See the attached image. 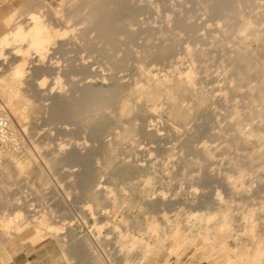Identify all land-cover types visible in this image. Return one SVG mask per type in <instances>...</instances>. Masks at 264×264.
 <instances>
[{"label": "bare ground", "instance_id": "6f19581e", "mask_svg": "<svg viewBox=\"0 0 264 264\" xmlns=\"http://www.w3.org/2000/svg\"><path fill=\"white\" fill-rule=\"evenodd\" d=\"M195 1L198 9L197 5L192 10L180 5L172 10L174 17L170 13L161 15L159 27L146 18L161 13L158 3L151 0H61L56 6L48 0H30L22 9L27 15L24 19L17 15L23 14L20 10L9 16L8 29L0 36V100L10 109L14 123L22 124L35 115V121L42 125L34 127L33 136L30 127L20 126L30 147L0 150V230L8 237L26 232L32 244L55 240L69 264H169L171 256L180 258L189 249L212 264H264V203L255 202L257 195L264 193V181L255 187L245 182L258 170L264 172V81H251L255 75L257 80L264 77V0ZM247 8H251L250 14L245 13ZM205 11L208 14L204 15L212 19L210 27L214 26L209 30L226 37L236 34L231 43L238 49L234 55L233 51L232 56L226 55L225 83L216 89L219 94L215 96L214 89L206 92L194 88L195 70L201 65L199 73L204 74L210 68L206 58L211 51L199 46L206 34H199L195 20ZM214 35L208 38L212 44L218 41ZM245 36L249 45L242 43L247 44ZM256 41L262 43L257 46L259 51L252 45ZM259 54L263 56L260 59ZM169 63L172 72L159 76L165 72L158 75V67ZM183 63L188 67L176 73V66ZM196 63L200 65L196 67ZM131 69L138 72L134 79L130 75L132 81H124L127 74L118 76ZM63 78L68 87L62 83ZM185 92L194 97L193 106L180 104ZM229 96L231 111L224 116L230 119L219 130L226 145L204 142L190 151L187 146L192 140H183L188 141L184 144L188 152L184 146L180 148L185 150L182 156L201 155L209 162L223 154L237 155L233 157L240 160H230L231 165L226 166L231 171L225 167L220 173L230 194L240 200H212L194 189L188 195L152 193L157 166L151 165L152 161L151 166L135 165L126 158L121 161L120 151L129 145L139 146V137L144 143L148 141L144 148L141 146L142 153L155 156L164 138L160 121L155 123L159 113L169 118L185 114V119L193 116L190 111L201 112L194 106L212 98L217 99L215 103L225 100L229 105ZM245 96L247 112L242 113L238 106ZM53 117L60 126L44 128ZM247 124L252 128L245 129ZM177 130L174 128V132ZM216 135L211 136L214 139ZM177 147H167L166 151ZM137 151L135 154L141 150ZM187 157L186 162L192 160L187 161ZM32 160L38 165L36 177L45 187L35 197L17 182ZM183 170H179L181 177H194L193 183L207 178V173L193 176ZM51 178L62 191V200H55L53 207L43 193L51 190ZM202 183L199 185L206 184ZM90 219L94 226L87 230L89 235H79L76 223L88 226ZM116 220L119 223L102 236L101 229ZM163 252L168 257L159 263L156 258Z\"/></svg>", "mask_w": 264, "mask_h": 264}, {"label": "rangeland", "instance_id": "374dc122", "mask_svg": "<svg viewBox=\"0 0 264 264\" xmlns=\"http://www.w3.org/2000/svg\"><path fill=\"white\" fill-rule=\"evenodd\" d=\"M49 2H50V4H52V5H54V6H56L61 0H48ZM151 1H154V2H156V3H158V6H160L162 9H160V7H159V11H161V13H160V15H156V14H150V15H146V18L148 17V20H149V23H152L153 24V22H154V24H153V26L154 27H159V26H161V21H162V19L160 18V17H162L164 14H168V13H170V14H172V17H174L173 16V11H175V10H177V9H179V8H181V7H183V5H185L184 6V8L185 9H188V10H192V7L194 6V9H195V5H197L196 3H197V1H195V0H192V2H191V0H186V1H184L183 3H181L179 0H173V2H172V0H163V1H160V0H158V1H155V0H151ZM175 1H178V2H180L179 4H178V2H175ZM163 2V3H162ZM168 2H170V3H168ZM188 2V3H187ZM195 2V3H194ZM160 3L162 4V6L160 5ZM175 3V4H174ZM176 3H177V5H176ZM191 3H193L192 5H191ZM170 5V6H169ZM180 5H181V7H180ZM24 6H25V4L21 7V8H19L18 10H20V11H22L23 12V14L22 15H19V14H17L18 16H22L21 18L22 19H24L27 15L25 14L26 12L24 11V10H22L23 8H24ZM172 6V7H171ZM177 7V8H176ZM179 7V8H178ZM189 7V8H188ZM191 7V8H190ZM196 8L198 9V5L196 6ZM193 9V11H196V10H194ZM173 10V11H172ZM17 10H14L13 12H16ZM251 8H247L246 10H245V13L246 14H250L251 13ZM257 11V10H256ZM248 12V13H247ZM199 14H201L200 16L198 15V18L196 17V22H197V24H199V29H200V33L199 34H202V35H205L204 36V40H202L201 42H202V44H201V42H200V44H199V46L200 47H202V48H204V49H210V51L211 52H209L210 53V55H209V57H207L206 58V62H207V65H209V71L208 72H206V73H199V69H200V67H201V65L199 64V63H196V67H198V65H200V67H198L196 70H197V72H196V70H195V73L196 74H194L195 75V77H196V84H195V86H194V88L196 89V90H200V89H205V91L206 92H212L213 91V89H214V91L212 92V96L215 94V95H217V94H219V92L216 90V89H219L220 88V86L222 87V86H224V76L226 75V73H227V66H226V62H224L228 57L227 56H232V51H233V55H234V53H236V51H238V49L236 50V46H234L233 45V43H231L232 41H234L235 40V36H236V34H233V35H229V36H222V34H220L219 35V33H217V34H215V33H212V31H213V28H214V26H213V24H212V26H213V28L212 27H210L211 26V24L210 23H212V21L209 23V21L210 20H212L210 17H209V15H208V18H207V15H204V14H208V12H206L205 11V13H203V12H200ZM203 14V15H202ZM23 15H25V16H23ZM162 15V16H161ZM158 16V17H157ZM203 16H205V17H203ZM200 17V18H199ZM20 18V19H21ZM142 18H144L143 19V21H145L146 19H145V17H141V20H142ZM159 20H158V19ZM202 18V19H201ZM209 18H210V20H209ZM199 19V20H198ZM140 20V21H141ZM158 20V21H157ZM200 22V23H198V21ZM201 20H203V21H201ZM208 20V21H207ZM152 21V22H151ZM208 23H207V22ZM10 23V19H9V17H7L3 22H1L0 23V36L1 35H3L6 31H7V29H8V27L6 26L7 24H9ZM158 25H157V24ZM159 23H161V24H159ZM205 24V25H204ZM212 28V31H210L209 29H211ZM201 31H202V33H201ZM204 31V32H203ZM206 32V33H205ZM211 32V33H210ZM204 33V34H203ZM207 33H209L210 34V36H212V35H214V36H216L218 39V41L217 42H214L213 44L211 43L212 41H211V39H208V38H210V36H209V34H207ZM212 34V35H211ZM232 34V33H231ZM207 36V37H206ZM209 36V37H208ZM222 36V37H221ZM232 36V37H231ZM233 37H234V39H233ZM246 37V38H245ZM244 37V41H246L247 42V44L245 43V42H243L242 41V43H244L245 45H249V42H248V40H249V37L248 36H245ZM247 37H248V39H247ZM221 38V39H220ZM207 39V40H206ZM225 39H227V40H225ZM229 39H230V41H229ZM233 39V40H232ZM204 42H205V44H204ZM207 42V43H206ZM226 42V43H225ZM256 42H258V41H256ZM256 42H254L255 44H252L253 45V47H254V49H256V47L258 46V45H260V47H261V42H258V43H260V44H258V43H256ZM215 43H217L218 45H220V46H218L217 44H215ZM221 43V44H220ZM234 46V48H231V47H233V46H231V44ZM203 45V46H202ZM224 45V46H223ZM229 45V46H228ZM212 46H214V48L212 47ZM216 46H218V47H216ZM223 46V47H222ZM227 46V47H226ZM231 46V47H230ZM209 47V48H208ZM259 47V46H258ZM258 47H257V49H258ZM229 49H231V51L229 50ZM260 49V48H259ZM259 49H258V51H259ZM223 50V51H222ZM224 50H226V51H224ZM228 50V51H227ZM261 50V49H260ZM224 52H225V54H224ZM228 53H231V54H228ZM260 54H261V52H259ZM259 54V57H258V59H260V57H263V56H261V55H263V54H261L260 55ZM227 55V56H226ZM175 61V60H174ZM227 62H229L228 61V59L226 60ZM211 62V63H210ZM253 62H255V60H253ZM184 64H186V65H184ZM181 65V68L179 67ZM180 65H178V66H176V68L178 67V69H175V71H176V73H178V72H180V71H183L184 69H186L187 67H188V64L187 63H183V64H180ZM184 65V66H183ZM165 66H169V68H167L166 67V69H168L167 71H166V69H165ZM165 66H159L158 67V69H157V71H156V73L159 75V73H161L162 71L163 72H165V74L163 73H161L159 76H164V75H166L167 73H170V72H172V69H173V67H171L170 66V63H169V65H165ZM163 67V68H162ZM171 67V68H170ZM162 68V69H161ZM184 68V69H183ZM171 70V71H170ZM201 72H202V70H200ZM209 74V75H205V74ZM127 74V75H126ZM262 74V73H261ZM260 73L258 74L259 76L261 75ZM124 75H126V77L124 76ZM130 75H131V77L134 79L135 77H136V75H138V72L137 71H135V70H128V71H125V72H122V73H120L118 76H121V77H125L124 78V81L128 78V80H126V81H132V78L130 77ZM134 75H135V77H134ZM263 75V74H262ZM261 75V76H262ZM203 76H205V77H203ZM208 76V77H207ZM256 76V75H255ZM255 76H253L252 78H251V81H252V84L254 83V81H255V83L256 84H258V83H261L262 82V80L264 81V77H257L258 78V80L257 79H254V77ZM264 76V75H263ZM209 78V79H208ZM256 78V77H255ZM261 78V79H260ZM204 80V81H203ZM210 80V81H209ZM254 80V81H253ZM63 81H64V85H66L67 86V84L66 83H68V81H66V78H63L62 79V83H63ZM259 81V82H258ZM201 82H202V84H201ZM254 83V84H255ZM70 86H69V88L71 87V84H69ZM203 88H202V87ZM68 87V86H67ZM201 87V88H200ZM69 88H66V89H69ZM207 89V90H206ZM216 90V91H215ZM214 95V96H215ZM214 99V100H213ZM247 98H246V96H245V99L243 100V102H242V100H241V102H239V106L238 107H240L241 108V110H240V108H239V110L242 112V113H245V112H247V111H245L246 109H245V104H244V102H245V100H246ZM231 100V98H230V96H229V100H228V102ZM1 101L5 104V101L1 98ZM215 101H217V99H215V98H212L211 99V101H206V102H204V103H202L201 105H198V106H194V108H199L200 109V111L201 112H199V113H195L194 111H190V113L191 112H193L192 114H193V116L192 117H188V118H185L184 119V116H185V114H173V116H171L170 118L165 114L164 115V112L162 113H159V118L157 117V118H155L156 120V124H158L159 123V121H160V124L161 125H159L158 124V126H159V128H161L160 126H162V129H161V131H162V136H164V138L162 137V140L163 141H161L159 144H163L162 146L160 145H157V146H159V147H157V150H156V152L154 153L155 154V156L153 155V154H149L147 151V153H142L143 151H142V148H144V144H147V140L145 139V143L143 142L144 141V138H137L139 141V143H140V145L138 146L137 144L135 145V146H131V145H129L130 146V148H127V147H129V146H126L125 147V149H126V151H124L125 149H122L120 152H122V155H120V157H121V161L122 160H124V158H126V160L125 161H127V162H130L131 161V163L133 162V164H135V165H139V166H141V164H142V166H143V164H144V166H151V165H155V166H157L156 168H157V174H155V176H154V181L156 182V184L153 186V190H152V193H160L161 191H165L168 195H172V194H174V193H178V194H181V195H188L193 189L194 190H196V191H198V192H200V193H205V194H207L208 196H210V198L212 199V200H216V199H224L225 201H229L230 199H237V200H240V197L239 196H237V195H231L230 194V192H229V188L227 187V185H226V183H225V181L223 180V176H222V174L220 173V172H222V171H224V169L223 168H225L226 166H228L229 167V165H231L230 163H232V162H229L230 160L231 161H233V160H236L234 157L236 156L237 157V155H234V153L232 154V153H230V154H223V156H221L220 155V157L219 156H216L215 157V160H214V158L212 159L213 161H211L210 160V162H211V164H210V162H209V160L207 161V159L206 158H203L201 155H197L196 157H197V160H196V157L194 158L193 156H195V155H184V156H182L183 154H184V151L186 150L185 149V147H186V145H184V144H188V141H187V143H182L183 142V140H189V145L187 146L188 147V150H190L191 151V149L192 150H194L192 147H194V148H196V147H200L204 142H207L208 144H211L212 146H215V145H218V144H220V143H224V137H222V135L220 136L219 135V130H223L224 128L223 127H225V125H226V123H227V121H229V119L227 118V116H224V114L226 115V114H229L230 115V113H229V111H231L230 109L228 110V108L230 107V104H231V102H229V105L228 104H226L225 105V103H227V102H223V101H225V100H222L221 102H220V100H218V103L216 102L215 103ZM179 102H180V104L181 105H183V106H185V107H190V106H193L195 103H194V97H192L191 96V94H189L188 92H185V93H183L182 94V96L180 97V100H179ZM223 102V103H222ZM247 102V101H246ZM245 102V103H246ZM213 104V105H212ZM214 104H216V105H214ZM225 105L224 107H222V105ZM219 105V106H218ZM228 105V106H227ZM242 107H241V106ZM226 107H227V109H226ZM244 107V108H243ZM165 108V107H164ZM245 109V110H244ZM216 111V112H215ZM228 111V112H227ZM218 112V113H217ZM195 113V114H194ZM163 114V115H162ZM191 114V115H192ZM219 114H221V115H219ZM162 115V116H161ZM167 116V117H166ZM221 116V117H220ZM166 117V118H165ZM226 119H225V118ZM34 118H36V116L34 115L32 118H29V120H26V121H23L22 122V124H21V122H18V121H16V119H15V117H14V119H15V121H16V123L15 124H17L16 126H18L19 128H20V130L22 131V129H21V127L20 126H22V127H25L26 126V128H31L30 130H29V133L30 134H32L33 132H34V127H38V126H41L42 125V122L41 121H35L36 119H34ZM53 118H55V117H53ZM53 118H50V122L48 123V124H46V126L44 127V128H58L60 125L57 123V121H56V118L54 119V120H52ZM169 118V119H168ZM34 119V120H33ZM162 119V120H161ZM164 120V121H163ZM227 120V121H226ZM35 122V123H34ZM158 122V123H157ZM164 122H165V124H164ZM24 123V124H23ZM34 123V124H33ZM37 123H39V124H37ZM167 123H169V124H167ZM218 123V124H217ZM225 123V124H224ZM37 124V125H36ZM169 125V126H167V125ZM170 124L172 125L171 126V128L172 127H174L176 130L178 129L179 130V128H180V130L177 132H174V128H170ZM167 127H165V126ZM248 125H249V127H248ZM251 124H247L246 126H245V129L247 128L248 130L249 129H251L252 128V125L250 126ZM213 126V127H212ZM218 128H217V127ZM171 129V131H170V129ZM179 127V128H178ZM184 127V128H183ZM186 127V128H185ZM193 127V128H192ZM210 127V128H209ZM182 128V129H181ZM195 128V129H194ZM196 128H199V129H197L196 130ZM187 129H188V131H187ZM197 132H199V130H200V132L199 133H196L194 130ZM207 129H209L210 131H208ZM212 129H213V131L214 130H216V131H212ZM163 130H165V132H163ZM167 130H168V132H167ZM204 130L206 131V133H204ZM248 130H246V131H248ZM173 131V132H172ZM194 131V132H193ZM202 131V132H201ZM212 131V132H211ZM23 132V131H22ZM171 134H170V133ZM189 133V135H188V133ZM215 132H216V134H218V135H216V137L214 136V139H213V137L211 136V135H215ZM218 132V133H217ZM165 133V134H164ZM168 133V134H167ZM174 133H178L177 135H175ZM192 133H193V136H192ZM194 133H196V134H198V135H196V134H194ZM209 133V134H208ZM212 133V134H211ZM25 134V136L23 137V147H25L26 145L27 146H31V144H30V142L28 141V138H27V135H26V133H24ZM164 134V135H163ZM167 134V135H166ZM179 134H181L180 136H179ZM185 134V135H184ZM199 134H200V136H199ZM183 135V136H182ZM31 136H33V134L31 135ZM166 136V137H165ZM171 136V137H170ZM183 138H182V137ZM187 137V139H185L186 137ZM189 136V137H188ZM224 136V135H223ZM167 137H170L169 138V140H168V138ZM172 138H173V140H172ZM181 139V141L179 140V139ZM190 138V139H189ZM195 138V139H194ZM197 138V139H196ZM221 138H223L222 140H221ZM34 139H37V137H35ZM143 139V140H142ZM165 140H167V141H165ZM175 140V141H174ZM178 140V141H177ZM194 140L196 141V142H194ZM219 141V142H218ZM180 142V143H179ZM164 143H166V145L167 146H164L165 144ZM170 143V144H169ZM192 143V144H191ZM181 144H183V145H181ZM195 144V145H194ZM181 145V146H180ZM192 145V146H191ZM194 145V146H193ZM224 145H226V143H224V144H222V146H224ZM141 146H142V148H141ZM170 146H179V147H177V148H172L170 151H166L167 150V147H169L170 148ZM184 146V151L182 150V148H180V147H183ZM191 146V147H190ZM196 146V147H195ZM131 147L134 149H131ZM190 147V148H189ZM136 148H137V150L138 151H140L137 155L135 154V151H137L136 150ZM168 148V149H169ZM23 150L25 149V148H22ZM140 149V150H139ZM22 150V151H23ZM188 150H186L187 152H188ZM132 151V152H131ZM137 151V152H138ZM131 152V153H130ZM134 152V153H133ZM243 153V152H242ZM242 153H240L239 152V154H242ZM146 154V155H145ZM231 154H232V157H230L231 156ZM154 156V157H152V156ZM225 155H226V157H225ZM230 155V156H229ZM35 156L37 157V153H35ZM137 156V157H136ZM143 156V157H142ZM188 158L187 159V161L190 159V158H192V160H194V161H192L191 159H190V161L191 162H193V164L189 161V162H186L185 160V158L186 157ZM189 156H191V157H189ZM199 156H201L202 157V160L203 159H205V161L203 160H200V158H199ZM234 156V157H233ZM123 157V158H122ZM181 157H183L184 158V160H183V158L181 159ZM153 160H152V159ZM218 158V159H217ZM220 158V159H219ZM234 158V159H233ZM31 159V158H30ZM120 159V158H119ZM129 159H130V161H129ZM151 159V160H150ZM199 159V160H198ZM133 160V161H132ZM135 160H136V162H135ZM219 161V164H218V161ZM238 160H240L239 158H238ZM238 160H236V161H238ZM143 161V162H142ZM152 161V162H151ZM215 161H216V163H215ZM245 161H247L248 162V160L247 159H245ZM244 161V162H245ZM138 162V163H137ZM152 164H151V163ZM155 164H154V163ZM213 162V163H212ZM147 163V164H146ZM149 163V164H148ZM159 163V164H158ZM162 163H163V165H162ZM164 163H167V164H165V165H167L166 166V168L168 169H166L165 170V167H164ZM176 164L175 165V167L173 166V164ZM185 163H187V164H185ZM190 163V164H189ZM222 163H223V165H222ZM151 164V165H150ZM170 164L173 166H170ZM184 166H183V165ZM191 164H192V166H193V172H191L192 171V168H190V166H191ZM216 164V165H215ZM161 165V166H160ZM180 165V166H179ZM185 165H186V167H185ZM189 165V167H188V169H186L187 168V166ZM210 165H213V166H210ZM38 167V165H37V163L35 162V161H33L32 160V162H30V168L25 172V173H22L20 176H19V178H18V181L17 182H20V183H22L23 184V186L24 187H26V190L28 191V193L29 194H31L32 196H37V194L38 193H40V191L41 190H43L45 187L43 186V184H42V182H41V179H39V178H37L36 177V168ZM41 166L43 167V169L44 170H47L46 169V167L41 163ZM160 166V167H159ZM163 166V167H162ZM178 166H179V168L180 167H182L185 171L187 170V173H191L193 176H198V175H200V176H205L206 175V173H207V176H205V180H203L204 179V177L202 178V177H200V178H202L201 180H200V183L199 184H201L202 183V181H203V183L202 184H205V185H203V186H201V185H199L198 184V182H196L198 185H196V183H193V178L194 177H191V176H187V177H181V175H182V173L181 172H179V170H183L182 168L181 169H179L178 168ZM191 166V167H192ZM195 166V167H194ZM185 167V168H184ZM196 167H198V168H196ZM199 167H201V168H199ZM228 167H226L227 169H225V170H228V171H231ZM162 168V169H161ZM171 168V169H170ZM207 168V169H206ZM208 168H210V169H212V172H211V170H209ZM220 168V169H219ZM222 168V169H221ZM165 171H164V170ZM174 169V170H173ZM198 169V170H197ZM219 169V170H218ZM164 172H163V171ZM169 170H171V173L172 174H170L169 173ZM184 170H183V172H184ZM195 170H196V172H195ZM208 170H209V172H211L210 174L208 173ZM218 170V171H217ZM222 170V171H221ZM4 170H2V172H3ZM177 171V172H176ZM188 171H190V172H188ZM207 171V172H206ZM255 171H257V169H255ZM169 173V174H168ZM261 174V175H259V174ZM209 174V175H208ZM256 174V175H255ZM263 174H264V172L263 171H257V172H255L254 174H253V176H255V177H251V178H249V179H247L245 182H247L246 183V185L248 186L249 185V183L251 184V186L253 185V187H255V186H257V184H259L261 181H262V183H263V181H264V176H263ZM260 177V180H259V177ZM209 177H211L209 180H208V178ZM52 179V182H53V185L51 186V190L49 191V192H43V193H45L46 195H47V200H49V202L51 201V205H52V207L53 206H55V204H56V201H59V200H62V191L56 186V179L55 178H51ZM263 179V180H262ZM103 181H105L104 179H102ZM101 180V181H102ZM207 180V181H206ZM251 180V181H250ZM108 181V180H107ZM213 181V184L212 183H210V182H212ZM252 181H254V182H252ZM254 183V184H253ZM212 184V185H211ZM261 184V183H260ZM55 187V188H54ZM51 192V193H50ZM264 192V191H263ZM61 196V197H60ZM50 198V199H49ZM57 198V199H56ZM58 198H59V200H58ZM54 199V200H53ZM55 201V202H53V201ZM255 202H263L264 203V193L262 194H259V195H257V199L255 200ZM248 202H246L245 204H247ZM35 205V204H34ZM37 208H38V206L37 205H35L34 206V209H36L37 210ZM55 209L57 208V207H54ZM39 209H40V207H39ZM38 209V210H39ZM58 209V208H57ZM219 210H217L216 212H218ZM89 218H91L90 217V215H89ZM119 220V219H118ZM118 220H116V221H113L112 223H110V224H108V226H105L103 229H101V234H102V236H105L106 235V232H107V234L109 233V229H110V231H111V229H112V226L115 224V223H117V221ZM118 223H119V221H118ZM77 224V226H76V232L80 235H87L88 234V232L89 231H87L88 229H90L91 228V226L93 227L94 226V222H93V219H90V221H89V225L88 226H85V225H83V224H80V223H76ZM9 230H12V229H9ZM3 231V230H2ZM105 234V235H104ZM89 235V234H88ZM25 241H27V240H25ZM41 243H43L42 241H39L38 242V244H41ZM184 254L180 257V258H178V257H176V256H171L170 258L171 259H169V264H212V262H208L201 254H197L193 249H189V250H187L186 252H183ZM165 257H168V254L167 253H165V252H163L160 256H158L157 258H156V261L157 262H159V263H164V260L166 259ZM65 264H69L67 261H66V263Z\"/></svg>", "mask_w": 264, "mask_h": 264}, {"label": "crops", "instance_id": "0c3cea01", "mask_svg": "<svg viewBox=\"0 0 264 264\" xmlns=\"http://www.w3.org/2000/svg\"><path fill=\"white\" fill-rule=\"evenodd\" d=\"M28 1L0 0V23ZM58 246L55 240L32 244L26 232L8 237L0 230V264H65Z\"/></svg>", "mask_w": 264, "mask_h": 264}, {"label": "built area", "instance_id": "2783aa9c", "mask_svg": "<svg viewBox=\"0 0 264 264\" xmlns=\"http://www.w3.org/2000/svg\"><path fill=\"white\" fill-rule=\"evenodd\" d=\"M24 136L15 125L10 109L0 100V150H22Z\"/></svg>", "mask_w": 264, "mask_h": 264}]
</instances>
